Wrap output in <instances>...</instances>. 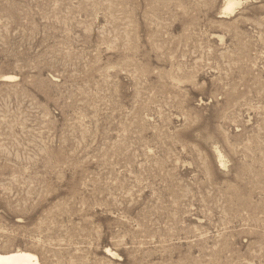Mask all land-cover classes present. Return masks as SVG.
I'll use <instances>...</instances> for the list:
<instances>
[{"label":"rangeland","instance_id":"rangeland-1","mask_svg":"<svg viewBox=\"0 0 264 264\" xmlns=\"http://www.w3.org/2000/svg\"><path fill=\"white\" fill-rule=\"evenodd\" d=\"M226 1L0 0V252L264 264V0Z\"/></svg>","mask_w":264,"mask_h":264},{"label":"bare ground","instance_id":"bare-ground-1","mask_svg":"<svg viewBox=\"0 0 264 264\" xmlns=\"http://www.w3.org/2000/svg\"><path fill=\"white\" fill-rule=\"evenodd\" d=\"M238 4L239 2H237L236 0H227L225 4V14H232ZM13 78L16 77H7V79ZM0 264H41V262L38 256L32 252L24 250H14L0 252Z\"/></svg>","mask_w":264,"mask_h":264}]
</instances>
